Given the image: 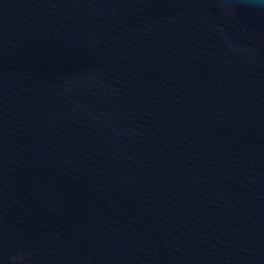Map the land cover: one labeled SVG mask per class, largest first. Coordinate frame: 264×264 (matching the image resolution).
<instances>
[{"label":"water","instance_id":"obj_1","mask_svg":"<svg viewBox=\"0 0 264 264\" xmlns=\"http://www.w3.org/2000/svg\"><path fill=\"white\" fill-rule=\"evenodd\" d=\"M0 264H264V0H0Z\"/></svg>","mask_w":264,"mask_h":264}]
</instances>
